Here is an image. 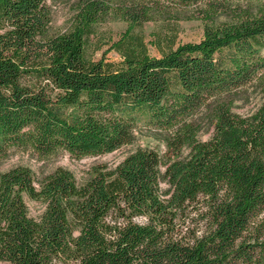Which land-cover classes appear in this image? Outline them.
Segmentation results:
<instances>
[{"label":"trees","instance_id":"trees-1","mask_svg":"<svg viewBox=\"0 0 264 264\" xmlns=\"http://www.w3.org/2000/svg\"><path fill=\"white\" fill-rule=\"evenodd\" d=\"M73 1L67 23L48 31L45 0H0V158L10 146L108 152L140 122L164 131V153L136 147L113 166L90 165L80 181L61 166L38 176L22 164L0 170V260L264 264L255 225L264 214V0ZM176 9L201 20V35L169 37L166 48L154 41L150 54L137 27ZM110 17L124 27L90 56V35ZM109 49L118 59L105 58ZM250 81L262 99L242 115L222 94ZM201 108L212 130L199 139L192 116ZM24 195L43 203L37 216ZM190 209L200 231L182 223Z\"/></svg>","mask_w":264,"mask_h":264},{"label":"rangeland","instance_id":"rangeland-1","mask_svg":"<svg viewBox=\"0 0 264 264\" xmlns=\"http://www.w3.org/2000/svg\"><path fill=\"white\" fill-rule=\"evenodd\" d=\"M50 9V20L48 22V31H55L63 27L70 18L73 12V0H45ZM237 1V0H230ZM243 4L251 2L252 0H239ZM177 10V9H176ZM175 14V13H174ZM175 17H162L144 21L137 28L142 31L144 40L147 45L150 54H158V46L155 45L158 42L162 47L166 48V41L169 37L174 38V43L182 42L183 40H197L202 32L201 20L195 17H191L192 14L188 10H177ZM224 14H220L217 19H226ZM125 23L123 20L117 17L107 18L105 21L98 23L94 28V33L89 37L87 52L94 57L101 54L102 50L106 48L107 41L115 39ZM158 40V41H157ZM99 44L100 48L95 46ZM264 53V48L261 49ZM118 54L113 49H109L105 52V58L116 60ZM224 98L230 101L231 108L235 112L247 115L253 112L260 104L262 99L259 85L256 81L247 82L244 85L233 88L227 94H222ZM192 119L198 124L199 128L196 136L199 139L207 138L210 136L212 130V124L208 120L205 110L201 108L195 114ZM164 131L157 127L145 126L141 122L133 128V139L130 142H125L108 152L85 154L79 157L70 155L67 151L58 150L53 153H49L46 156L38 155L34 150L28 146H10L6 152L0 158V170L8 168L12 165L22 164L27 166L30 171L35 175H41L49 172L56 166L66 167L71 170L76 181H80L87 174V168L95 162L104 163L107 167L113 166L119 162L128 151L133 150L136 147L147 146L151 147L161 154L164 153L165 144L163 139ZM187 151L186 148L182 149L183 154ZM162 168V165H160ZM162 186H166L162 180L160 181ZM24 202L27 206L29 215L35 217L43 209V203L37 200L29 199L24 195ZM187 218H185L184 227L197 228V231L203 229V221L199 218V214L193 210H189ZM138 220H142L138 218ZM255 225L258 226L264 234V214H260L255 218ZM183 227V228H184ZM0 264H8L7 261L0 260Z\"/></svg>","mask_w":264,"mask_h":264}]
</instances>
